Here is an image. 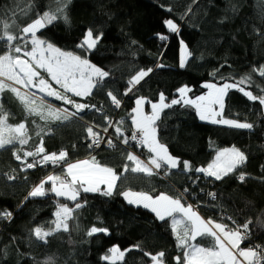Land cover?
I'll return each instance as SVG.
<instances>
[{
  "label": "trees",
  "instance_id": "16d2710c",
  "mask_svg": "<svg viewBox=\"0 0 264 264\" xmlns=\"http://www.w3.org/2000/svg\"><path fill=\"white\" fill-rule=\"evenodd\" d=\"M55 8L56 0H0V19L11 23L12 17L22 27L37 13ZM67 16V22L58 19L37 35L62 51L86 55L92 64L109 72L92 95L73 98L95 105L103 103L106 116L117 117L116 125L129 137V143L124 144L123 137H118L113 129L118 143L112 149L91 155L87 124L103 126V116L91 112L67 121L43 120L27 115L13 94L5 91L2 101L8 123L26 121L30 139L26 145L17 143L0 149V211L11 213L10 218L0 216V264H45L50 257L55 264H111L103 257L113 246L131 249L117 264H152L150 256L143 253L160 251L165 252V264H176L174 257L182 256V250L177 247L171 218L161 221L152 211L128 204L120 193L129 189L148 192L153 197L159 193L179 197L185 205L197 206L205 220H216L217 214L232 218L238 225L250 220L252 242L264 246V106L250 101L237 89H231L225 98L224 118L251 123V129L207 123L199 119L192 106L173 105L157 121L158 138L172 156L181 162L188 161L192 170H185L181 163L176 169L165 170L162 176L123 172L124 164L132 166L126 160V146L145 160L149 155L144 146L139 150L131 147L132 109L137 98L143 96L155 103L163 93L168 103L180 99L177 90L186 85L191 89L189 97L195 99L208 91L203 86L206 83H234L250 74L253 83L241 87L260 94L256 85L264 87V78L252 70L264 65V0H71ZM169 19L179 26L178 34L167 29L164 22ZM87 29L102 33V38L85 53L78 45ZM160 36L168 39L161 40ZM181 41L192 54L184 67H180ZM3 50L0 44V52ZM148 68L153 71L131 93L123 95L128 80L137 71ZM41 74L46 78L44 72ZM108 91L121 100L120 110L111 104ZM46 102L54 108H64L56 100ZM149 106L147 103V109ZM41 138L45 154L58 155L65 150L68 162L94 156L101 165L112 167L121 175L111 196L102 194L105 187L96 193L81 191L78 202L82 207L67 221L68 231L60 230L47 237V243L33 235L34 228L52 227L57 206L67 204L74 208L75 202L51 192L26 199L32 188L56 169L24 171L13 152L35 151ZM233 146L247 156L237 173L217 181L195 171L211 163L217 150ZM241 171L245 174L243 182L238 179ZM63 172L64 168L57 173ZM9 176L15 179L10 180ZM50 187L51 182L45 184L46 190ZM210 193H215L212 200ZM93 226L107 228L108 233L88 236ZM241 247L248 246L242 243Z\"/></svg>",
  "mask_w": 264,
  "mask_h": 264
},
{
  "label": "snow or ice",
  "instance_id": "6c2138e0",
  "mask_svg": "<svg viewBox=\"0 0 264 264\" xmlns=\"http://www.w3.org/2000/svg\"><path fill=\"white\" fill-rule=\"evenodd\" d=\"M70 3L71 0H56L54 10L50 9L42 14L37 13L22 27L12 17H9L11 23L0 19V44L4 46V50L0 52V149L17 143L21 146L26 145L30 139L26 121L18 122L15 125L8 123V113L4 109L2 101V95L6 90L19 101L27 115L39 116L43 120L67 121L87 108L99 111L95 105L77 103L73 97L92 95V90L102 86L104 78L109 77V72L92 64L86 55L82 56L73 52L62 51L37 35L39 30L51 25L58 19L67 22V6ZM168 11L171 12L172 9L169 8ZM191 11L192 9L189 8L188 12ZM164 23L172 33H179V26L172 19L166 20ZM14 28L16 29L15 34H13ZM101 38L102 33L97 32L94 34L92 29H87L84 39L78 47L84 49L87 53L96 47ZM159 38L165 41L168 39L167 36H160ZM19 41H22V43ZM181 45L180 66L184 67L185 58L190 57L192 54L187 50V46L183 44V41H181ZM25 57L28 59H25ZM157 66L163 67V65ZM41 70L47 75L48 79L41 75ZM152 71V68L137 71L128 80V86L123 95L131 93L135 86L139 85ZM252 72L253 74L258 73L259 77L264 78V65L253 68ZM213 75H215V72ZM49 80L55 82L63 92L53 88ZM252 83V75L250 74L234 83L226 82L219 86L214 83H206L203 86L209 91L205 95L196 96L195 99L187 96L191 89L186 85L177 90L180 99H171L168 103L165 102L166 97L163 93L159 94L156 103L147 101L143 96L137 98L135 107L132 109L134 113L132 124L135 130L131 133L130 139L136 141L139 136L140 144L147 146L149 155L145 161L131 152L126 153V160L131 161L132 166L124 164L123 172L130 171L152 176L158 174L162 168L165 170L176 169L181 163L185 170L191 171L190 163L188 161L181 162L179 158L172 156L167 145L161 143L158 138L157 121L160 120L163 110L183 103L192 106L201 120H209L213 124H223L238 129H251L253 127L251 123L224 118L223 110L227 92L233 88L240 91L250 101H258L261 106H264V87L256 85L260 93L257 95L241 87L243 84L251 85ZM21 89H27L28 91L22 92ZM32 89H36L43 95L37 98L36 92H33ZM69 93L72 95H68ZM106 95L110 98L113 106L120 107L121 100L112 91H108ZM45 97L62 100L64 103L72 105L77 111L68 115L66 114L67 109L62 110L52 107L51 104L46 102ZM145 103L150 104V114L144 111L143 106ZM104 118L108 122V127H114L118 137H123V143L128 144L129 137L123 135L121 126H113L110 118L107 116ZM120 124L122 125L123 121H120ZM94 127H99V125H90L86 128L87 136L91 141L88 144L89 148L93 145L98 147L101 142V133L94 131ZM108 127L103 128L104 133L108 132ZM107 143L112 145L113 140L108 139ZM21 151L23 150L21 149ZM45 151L41 138L36 150L24 151L23 157H35L45 153ZM13 155L15 159L22 160L19 152L14 151ZM67 157L68 153L65 150L60 151L58 155L55 152L43 155L45 163L51 161L53 165L57 166L65 164L64 174L63 176H47L46 180L34 186L28 193V197H26V199L29 197H44L51 192L56 196L65 197L75 202L74 208H70L67 204L57 206L56 219L51 222L52 227L47 230L43 226L34 228L33 235L45 243H47V237L56 232L60 230L68 231L67 221L72 219V213L76 209L82 207V204L78 202L81 191L84 193L100 192V185H104L106 187L102 194L111 196L116 190L117 181L121 179V175L114 168L101 165L94 156L76 162H68ZM246 161L247 156L245 153L233 146L217 150L211 163L206 167H198L195 171L208 177H214L215 180L219 181L230 173H237V170ZM24 162L27 169L34 168L39 163L35 160ZM8 179H15V177L9 176ZM238 179L241 182L245 180V174L242 171L238 173ZM48 182H51V187L46 190L45 184ZM120 194L128 200V203L142 205L144 208L150 209L161 221L171 218V229L176 235L177 247L182 250V256L177 255L174 257L176 264H264V246L251 243L252 234L249 230V224L252 222L250 220L231 228L224 223L203 219L193 209L192 205L185 206L181 202V198H174L166 193H159L153 197L148 192H134L129 189ZM210 195L215 198V193H210ZM176 214H180L181 218L177 219ZM0 216L10 218L11 213L0 211ZM96 233L107 234L108 229L93 226L87 232V235L92 236ZM197 237H210L211 246L203 247L194 243ZM244 241H249L251 246L242 248L241 244ZM135 247L143 252L139 245ZM130 250H121L119 246H113L108 249V253L103 259L110 261L111 264H117V261H123L126 252ZM143 254L150 256L152 264H165V252L163 251L156 254L147 252ZM4 255L6 256V252ZM45 264H55L54 258L50 257Z\"/></svg>",
  "mask_w": 264,
  "mask_h": 264
},
{
  "label": "built area",
  "instance_id": "2783aa9c",
  "mask_svg": "<svg viewBox=\"0 0 264 264\" xmlns=\"http://www.w3.org/2000/svg\"><path fill=\"white\" fill-rule=\"evenodd\" d=\"M73 99H75V98H73ZM45 100H56V101H58V102H60V103H62L63 104V106H64V108L63 109H67V113L66 114H68V115H71V113H73V112H76L77 110L72 106V105H70V104H66V103H64L62 100H57V99H54V98H49V97H47V98H45ZM76 100V99H75ZM76 102L77 103H81V104H88V105H95V104H91V103H88V102H84V101H78V100H76ZM96 106V108L97 109H99V111H97L96 109H92V108H87V109H85V110H83V111H80L79 113H78V115H76V116H74L75 118H79L80 116H82L84 113H87V112H92V111H96L97 112V114H98V116H103V117H105L106 116V111H105V106H104V104L103 103H100L99 105H95ZM121 107H122V104L120 105V107L119 108H117V107H115L114 106V108H117L118 110H120L121 109ZM101 108V109H100ZM61 109V108H60ZM62 109V110H63ZM107 117L108 118H110V120H111V122H112V125L113 126H115L116 125V123H117V117L115 116V117H110V116H108L107 115ZM104 125L103 126H99V127H94V131H99L100 133H101V136H100V144H99V146L97 147V146H95V145H93V147H91V148H89L88 147V144L89 143H91V141H90V139L88 138V136H87V133H86V138H87V147H88V150H89V153L91 154V155H93V154H95V153H97L98 151H100V150H102V149H112L117 143H118V140L114 137V135H113V129H114V127H108V122L105 120V118H104V123H103ZM88 126H90V125H95L94 123H90V124H87ZM104 127H108V132L107 133H104L103 132V128ZM134 131V130H133ZM108 139H112L113 140V144L112 145H110V144H108L107 143V140ZM133 143H132V145H131V147L133 148V147H136L138 150L139 149H141L144 145H141L140 144V142H139V136H138V139L136 140V141H132ZM44 147V146H43ZM126 148L129 150V152H131V153H133V154H135V155H137L138 154V152L137 151H135V153H134V151H133V149H131V148H128L127 146H126ZM19 154L22 156V160H17V159H15L20 165H21V168H22V170H24V171H29V172H35L38 168H42V167H50V168H55L56 169V172L55 173H57V172H59L60 170H62L65 166H63V165H53L52 163H51V161H49V162H47V163H45L44 161H43V155H45V153H41L40 155H37V156H35V157H23V152H19ZM140 159H142V160H145L144 158H142L140 155H137ZM15 157V156H14ZM33 160H35V161H37V162H39L38 164H37V166L36 167H34V168H31V169H27V167H26V163L24 162V161H27V162H33ZM146 161V160H145ZM165 171V169L164 168H162L160 171H159V175H161L162 176V174H163V172ZM55 173H51L50 175H55ZM49 176V175H48ZM61 176H63V174L61 175ZM183 196V195H182ZM212 199H214L211 195H210V200H212ZM188 203H189V201L188 200H186ZM190 204V203H189ZM191 205V204H190ZM193 206V205H192ZM193 209L196 211V212H198V207L197 206H193ZM199 213V212H198ZM216 220H218V221H221L222 223H224V224H226V225H228L229 227H231V228H235L238 224H237V222L235 221V220H233L232 218H230V217H227V216H225V215H222V214H217L216 215ZM233 222H235V223H233ZM247 244V246L249 247V246H251V244H250V242L249 241H244L243 242V244ZM251 243H254V242H252V240H251ZM254 244H256V243H254ZM258 245H260V244H258ZM262 246V245H261Z\"/></svg>",
  "mask_w": 264,
  "mask_h": 264
},
{
  "label": "rangeland",
  "instance_id": "374dc122",
  "mask_svg": "<svg viewBox=\"0 0 264 264\" xmlns=\"http://www.w3.org/2000/svg\"><path fill=\"white\" fill-rule=\"evenodd\" d=\"M166 27H167V25H166ZM167 29H168V27H167ZM40 31V30H39ZM183 44L184 45H186L184 42H183ZM187 46V45H186ZM29 49H30V45H29ZM187 50H188V47H187ZM189 51V50H188ZM181 52H182V45H181V48H180V60H181ZM46 55H47V53H46ZM188 58L189 57H186L185 59H186V62H187V60H188ZM25 59H28L27 57H25ZM185 65H186V63H185ZM181 67V66H180ZM41 72H43L42 70H41ZM42 75V74H41ZM43 76V75H42ZM146 78V77H145ZM144 78V79H145ZM45 79H48V77L46 76V78ZM143 81V80H142ZM141 81V82H142ZM8 83H11V82H8ZM49 83H51L50 81H49ZM52 84V83H51ZM219 86V85H218ZM18 87V86H17ZM52 87H53V85H52ZM54 88V87H53ZM231 89H229L228 90V92L230 91ZM7 91V90H6ZM21 91L22 92H25V91H28L27 89H21ZM32 91L33 92H36V95H37V98L39 97V96H41V95H43V94H41V93H39L36 89H32ZM209 91V90H208ZM207 91V92H208ZM206 92V93H207ZM228 92H227V94H228ZM205 93V94H206ZM189 92L187 93V96L189 97ZM204 94V95H205ZM227 96V95H226ZM45 98H47V97H45ZM49 98H51V97H49ZM190 98V97H189ZM226 98V97H225ZM158 102V101H157ZM156 103V102H155ZM224 104H225V99H224ZM143 108H144V111H145V113H149L150 114V106H149V109H147V103H145V105L143 106ZM165 110V109H164ZM163 110V111H164ZM223 113H224V110H223ZM161 115H162V113H161ZM161 117V116H160ZM223 117H224V115H223ZM227 119V118H226ZM48 120H55V119H48ZM202 121H205V122H207V123H211L209 120H202ZM240 122V121H239ZM211 124H213V123H211ZM215 125H220V126H223V127H229V128H233V127H230V126H227V125H223V124H215ZM238 129V128H237ZM244 130H246V129H244ZM62 174H64V172L63 173H56L55 175H62ZM54 175V174H53ZM93 193H96V192H93ZM54 194V193H53ZM55 195V194H54ZM56 196V195H55ZM56 197H58V198H61V199H66L65 197H59V196H56ZM80 197V196H79ZM78 197V198H79ZM66 200H68V199H66ZM70 201V200H69ZM135 206V205H134ZM136 207H138V206H136ZM141 207H143V206H141ZM147 209V208H146ZM148 210H150V209H148ZM151 211V210H150ZM109 263H111L110 261H108ZM117 262H120V261H117Z\"/></svg>",
  "mask_w": 264,
  "mask_h": 264
},
{
  "label": "crops",
  "instance_id": "0c3cea01",
  "mask_svg": "<svg viewBox=\"0 0 264 264\" xmlns=\"http://www.w3.org/2000/svg\"><path fill=\"white\" fill-rule=\"evenodd\" d=\"M51 83H52V85H53V87L54 88H56L57 90H59V91H61V92H63V90L62 89H60L59 88V86L58 85H56L55 84V82H53V81H51V80H49ZM93 91V90H92ZM68 95H72L71 93H69ZM88 96H85V97H76V98H80V99H85V98H87ZM198 115V114H197ZM199 117V116H198ZM133 128H134V125H133ZM135 130V129H134ZM144 147H145V149H146V151L148 152V148H147V146L146 145H144ZM148 154H149V152H148ZM65 168H66V165H65V167H64V171H65ZM47 178V177H46ZM46 178L44 179V180H46ZM212 178H214V177H212ZM100 187H106V186H104V185H100ZM124 199H125V201L128 203V200L124 197ZM182 202V201H181ZM183 203V202H182ZM128 204H130V203H128ZM130 205H135V206H138L137 204H130ZM142 205H139L138 207H141ZM185 206H187V205H185ZM155 214V213H154ZM199 214V213H198ZM177 215V219H180L181 217H180V214H176ZM200 215V214H199ZM201 216V215H200ZM213 221H215V222H219V223H222L221 221H218V220H213ZM194 243H197L198 245H200V246H203V247H209V246H211V238L210 237H204V238H201V237H197V240L196 241H194ZM242 245V244H241Z\"/></svg>",
  "mask_w": 264,
  "mask_h": 264
},
{
  "label": "bare ground",
  "instance_id": "6f19581e",
  "mask_svg": "<svg viewBox=\"0 0 264 264\" xmlns=\"http://www.w3.org/2000/svg\"><path fill=\"white\" fill-rule=\"evenodd\" d=\"M101 109V108H100ZM92 112H96V111H92ZM87 113H91V112H87ZM96 114H97V112H96ZM98 115V114H97ZM72 118H75V117H72Z\"/></svg>",
  "mask_w": 264,
  "mask_h": 264
}]
</instances>
